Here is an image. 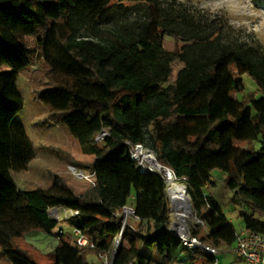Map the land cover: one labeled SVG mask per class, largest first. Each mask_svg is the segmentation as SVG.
<instances>
[{"label":"trees","instance_id":"trees-1","mask_svg":"<svg viewBox=\"0 0 264 264\" xmlns=\"http://www.w3.org/2000/svg\"><path fill=\"white\" fill-rule=\"evenodd\" d=\"M223 27L177 0H0V67L9 68L0 73V251L10 264H38L16 244L34 230L57 242L48 264H89L90 255L112 253V264H174L183 253L191 264L196 256L213 263L167 231L166 186L158 174L139 172L126 141L151 150L184 182L204 227L192 235L202 243L231 247L236 239L221 205L204 192L213 171L239 200L243 229L264 236V52ZM164 37L181 45L167 51ZM37 59L44 73L34 93L48 107L47 122L64 126L94 158L86 167L94 185L81 195L57 176L31 191L18 190L10 176L35 157L17 118L16 80ZM243 74L258 98L231 96L243 90ZM234 141H259L260 150ZM129 199L138 230L124 228L114 254L115 214ZM51 208L77 212L64 221L93 248L75 247Z\"/></svg>","mask_w":264,"mask_h":264},{"label":"rangeland","instance_id":"rangeland-1","mask_svg":"<svg viewBox=\"0 0 264 264\" xmlns=\"http://www.w3.org/2000/svg\"><path fill=\"white\" fill-rule=\"evenodd\" d=\"M183 2L194 12H200L209 20H214L217 25L221 24L225 33L231 39H237L249 45L259 47L264 52V0H177ZM180 42L170 37H164L163 46L167 51H174L180 46ZM180 65L173 64V79ZM9 70L7 66L0 67V73ZM42 62L37 59L35 64L26 72L18 75L16 87L23 99V109L17 115L21 121L28 138L33 143L35 157L28 164L24 171L10 172L18 190L31 191L36 189H46L50 186L54 176L60 177L66 185L77 195L88 191L91 187L88 183L76 178L69 167L88 170L86 167L93 163L92 156L82 154L76 139L69 135L64 126H54L47 122L48 107L35 99L34 89L37 82H43ZM243 84L241 92H232L231 96L237 100H242L244 96L259 97L255 82L247 74L240 76ZM41 84V83H40ZM233 145L242 149L260 150V142L251 144L234 141ZM214 185L207 187L204 192L211 195L222 207V212L227 222L236 233L243 230L242 219L238 216L242 209L239 200L232 191L225 188L222 181V174L219 171L211 173ZM183 186L184 182H175ZM132 199L127 201L126 207L132 208ZM186 224L193 222L195 217L192 207L186 209ZM51 217H57L53 212ZM59 226L73 241L71 229L67 227L64 220L59 216ZM62 220V221H61ZM264 221V217L262 218ZM173 222L176 223L175 217ZM134 229L138 230V222L128 219L126 222ZM203 228L200 229L201 234ZM56 231V229H55ZM56 241L39 230L27 233L16 240L17 246L25 251L38 264L50 263V252L56 246ZM233 246L220 245L217 247L216 264H241L235 259L231 250ZM89 264H101L104 258L97 255H90L87 258ZM178 262L174 264H191L188 262V255L183 253ZM184 260V261H182ZM186 260V261H185ZM101 261V262H100ZM203 258L196 256L193 264H202ZM0 264H10L0 251Z\"/></svg>","mask_w":264,"mask_h":264},{"label":"built area","instance_id":"built-area-1","mask_svg":"<svg viewBox=\"0 0 264 264\" xmlns=\"http://www.w3.org/2000/svg\"><path fill=\"white\" fill-rule=\"evenodd\" d=\"M105 136H107V134L103 132L96 138V140L99 141ZM124 144L126 146L130 159L135 163L136 168L139 170V172L158 174L162 178L166 186L165 198L167 203V213L170 218V225L167 228V231L171 235L177 237L181 245L190 250L192 253L194 251L200 250L205 255L213 259L212 264H216V255L218 254L217 248L202 243L197 237L192 235L193 230H197L203 227V222L195 216L193 218V222H191L190 224H186L185 219L187 218V213H185L184 217H182L181 220L178 219V215L180 213V210L183 209V206L175 202L170 193V188L174 182L180 181L176 180L172 170L167 166L159 163L154 153L142 144L132 143L130 141H126ZM69 171L76 178L88 183L90 187L94 185V173L90 170L69 167ZM183 191L187 197L188 208L190 209L191 204L189 196L186 192L185 185ZM53 212H56V218L51 217ZM48 214L52 220L58 221L59 216L62 220H66L68 218L76 216L77 212L63 210L60 208H51L48 211ZM115 217L120 221V229L117 236L115 237V242H118L120 240L124 228H129L134 232L137 231L132 226L126 223L128 219H133L136 222L139 221L138 217L134 215V211L132 208L123 206L121 210L115 214ZM174 217L176 219V223L173 222ZM70 233L73 238L72 243L78 249L93 248V246L89 244L87 238L78 229H71ZM231 252L235 259L241 264H264V236L256 232L243 229L239 233H236L235 243L233 244ZM99 256H101V258H104L102 264H112L113 253L111 255L104 254Z\"/></svg>","mask_w":264,"mask_h":264},{"label":"bare ground","instance_id":"bare-ground-1","mask_svg":"<svg viewBox=\"0 0 264 264\" xmlns=\"http://www.w3.org/2000/svg\"><path fill=\"white\" fill-rule=\"evenodd\" d=\"M170 193H171L173 199L175 200V202L178 203L179 205L183 206V209L180 210V213L178 215V219L181 220L182 217H184V215L186 213V209H189L188 208V200H187V197L183 191V186L178 185L177 183L174 182L171 185Z\"/></svg>","mask_w":264,"mask_h":264},{"label":"water","instance_id":"water-1","mask_svg":"<svg viewBox=\"0 0 264 264\" xmlns=\"http://www.w3.org/2000/svg\"><path fill=\"white\" fill-rule=\"evenodd\" d=\"M118 247H119V242H116L115 245H114V247H113L114 254L116 253ZM113 257H114V255H113Z\"/></svg>","mask_w":264,"mask_h":264},{"label":"crops","instance_id":"crops-1","mask_svg":"<svg viewBox=\"0 0 264 264\" xmlns=\"http://www.w3.org/2000/svg\"><path fill=\"white\" fill-rule=\"evenodd\" d=\"M93 162H94V160H93ZM74 193V192H73ZM75 194V193H74ZM77 195V194H76ZM80 195V194H79ZM60 227H62V226H60ZM51 238V237H50ZM52 239V238H51ZM101 262V261H100ZM101 264H102V262H101Z\"/></svg>","mask_w":264,"mask_h":264}]
</instances>
